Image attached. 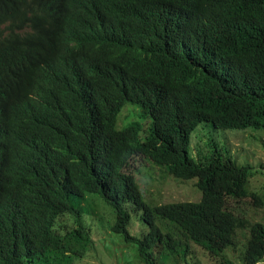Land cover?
Here are the masks:
<instances>
[{"label": "trees", "instance_id": "16d2710c", "mask_svg": "<svg viewBox=\"0 0 264 264\" xmlns=\"http://www.w3.org/2000/svg\"><path fill=\"white\" fill-rule=\"evenodd\" d=\"M127 104L147 123L119 129ZM202 124L264 131V0H0V264L83 258L94 198L145 264H264L235 208L256 170L195 157ZM147 164L201 199L148 203Z\"/></svg>", "mask_w": 264, "mask_h": 264}, {"label": "rangeland", "instance_id": "374dc122", "mask_svg": "<svg viewBox=\"0 0 264 264\" xmlns=\"http://www.w3.org/2000/svg\"><path fill=\"white\" fill-rule=\"evenodd\" d=\"M26 27V30H29ZM139 107L127 104L122 110L118 119V128L122 129L127 125L137 122L141 126L146 124L144 118L139 116ZM148 124L146 125V131ZM201 130V131H200ZM200 131V132H199ZM215 142H220L221 146L229 147L230 151L238 158L242 165H249L255 168L256 174L251 177L249 190L257 192L260 200L247 201L236 208L239 215L250 220L251 222H260L264 224V131L248 129L242 130H217L211 124H202L193 135L191 151L195 157H206L215 150ZM227 147V148H228ZM142 172V173H140ZM165 171L159 167L150 165H141L136 173L140 181L146 201L154 205L168 204L174 201H197L201 199L195 183L182 184L171 177L166 176ZM260 172H263L260 173ZM94 210H96V219L92 223L93 236L96 237L94 247L87 252L83 258L77 262V256L72 259H62L60 264H145L137 257V253L130 246L124 245L118 238L111 236L110 220L103 223L102 235L93 227L99 225L100 214L99 200L94 198ZM262 203V204H261ZM104 206L108 207L105 203ZM107 217H114L115 214L111 209L104 210ZM100 227V225H99ZM134 235H140L143 232L141 223L137 220L131 226ZM243 237V235H240ZM233 254L239 255L240 252L232 251Z\"/></svg>", "mask_w": 264, "mask_h": 264}]
</instances>
